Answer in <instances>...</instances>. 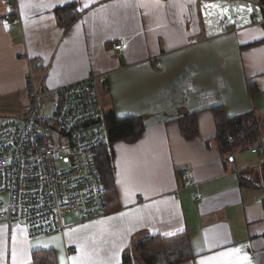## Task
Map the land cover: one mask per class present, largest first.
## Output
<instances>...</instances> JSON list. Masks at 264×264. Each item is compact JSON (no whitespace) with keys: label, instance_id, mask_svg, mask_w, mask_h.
<instances>
[{"label":"crops","instance_id":"crops-1","mask_svg":"<svg viewBox=\"0 0 264 264\" xmlns=\"http://www.w3.org/2000/svg\"><path fill=\"white\" fill-rule=\"evenodd\" d=\"M18 2L20 18L4 21L12 10L0 0V96L14 94L24 108L31 75L42 88L101 71L95 88L104 127L114 112L140 116L146 128L135 141L112 144L115 208L91 219L69 212L65 232L41 237L1 220L0 264H35L36 253H52L54 264H121L147 237L183 231L192 256L177 264H264L262 0ZM71 5L79 16L67 27L59 11ZM120 39L125 45L115 50ZM220 105L259 126L256 142L227 160L216 143L212 108ZM192 113L199 136L188 139L179 121ZM187 167L196 186L182 184ZM250 169L259 175L245 178Z\"/></svg>","mask_w":264,"mask_h":264},{"label":"built area","instance_id":"built-area-1","mask_svg":"<svg viewBox=\"0 0 264 264\" xmlns=\"http://www.w3.org/2000/svg\"><path fill=\"white\" fill-rule=\"evenodd\" d=\"M4 1L12 11L3 20L20 18L19 0ZM220 23L229 29L230 20ZM124 45V39L113 42L115 50ZM37 63L42 65V60ZM101 75L94 71L80 81L42 88L31 75L32 103L25 122L12 115L0 117V193L9 195L8 201H0V221L15 222L27 237L65 232V214L69 212L86 219L108 212L106 189L96 163V150L105 139L95 88ZM252 151L261 153L256 147ZM182 180L183 186H196L189 167L182 170ZM195 200L204 201L199 189Z\"/></svg>","mask_w":264,"mask_h":264},{"label":"trees","instance_id":"trees-1","mask_svg":"<svg viewBox=\"0 0 264 264\" xmlns=\"http://www.w3.org/2000/svg\"><path fill=\"white\" fill-rule=\"evenodd\" d=\"M262 3L264 5V0ZM59 14L67 27L79 16L75 5L67 6L64 11H59ZM249 89L253 92L256 87L254 89L249 87ZM212 110L217 124V148L223 158L230 159L236 151L246 149L256 142L259 126L257 119L251 114L228 116L221 105L213 107ZM179 122L185 138L191 139L199 136L196 113L186 114L180 118ZM105 124V139L100 145L102 147L100 154L96 155V163L106 189L107 209H113L117 204L113 199L115 185L111 163L112 144L118 140L130 142L139 139L146 126L144 119L140 116H118L114 112L106 115ZM250 173L259 175L256 169H250L244 177L250 178ZM262 176L264 177V163ZM191 256L190 239L187 232H178L169 236L153 234L139 242L133 253L126 254L121 264H177ZM35 264H54V255L36 253Z\"/></svg>","mask_w":264,"mask_h":264},{"label":"rangeland","instance_id":"rangeland-1","mask_svg":"<svg viewBox=\"0 0 264 264\" xmlns=\"http://www.w3.org/2000/svg\"><path fill=\"white\" fill-rule=\"evenodd\" d=\"M231 7V6H230ZM229 7V8H230ZM229 18V17H228ZM224 18H222L223 20ZM21 98V97H20ZM28 102V103H27ZM25 106L23 107V102L19 101V98L17 96H14V94L9 95H1L0 96V117L6 116V115H12L16 117L20 122H25L24 117H20L23 112H29L31 109V100L28 101L26 98ZM248 152L245 150L246 153ZM59 167H62V163H58ZM9 195L7 193H0V201H8ZM72 215H66L65 217L69 219Z\"/></svg>","mask_w":264,"mask_h":264}]
</instances>
